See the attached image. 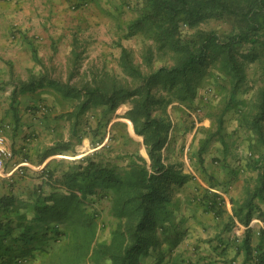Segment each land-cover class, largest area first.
<instances>
[{
    "label": "trees",
    "instance_id": "obj_1",
    "mask_svg": "<svg viewBox=\"0 0 264 264\" xmlns=\"http://www.w3.org/2000/svg\"><path fill=\"white\" fill-rule=\"evenodd\" d=\"M137 2L139 15L128 23L125 36L140 34L151 41L145 44L143 52L149 69L145 71L135 61L132 51L123 47L120 57L122 74L91 70L93 76L90 80L73 87V98L76 100L70 113V118L75 119L73 133L82 129L79 128L82 116L92 110V106L104 105L97 125H89V130H93L94 150L71 166L67 173L73 181L71 190L52 206L50 219L47 216L44 224L36 226L38 231L28 226L16 239L5 243V246L0 245L5 254L0 255V264L27 262L36 250L43 247L42 244L51 240L52 233L56 236L61 226H86L87 230L90 228L87 233L90 241L94 239L93 227L98 226L99 214L95 207L87 211L85 206L87 201H91L92 206L98 197L103 199L108 196L109 201L115 204L112 215L114 226L119 227L115 237L120 240L118 250L105 244L98 247L95 251L99 252V256L109 257L114 264H143L142 254L149 255L152 248L159 253L160 247L156 243L160 240L156 236L159 229L164 234L175 233L174 239L170 240H178V226L165 224L169 220L167 203L170 187L175 181L193 179V175L181 166L165 162L164 148L174 126L168 106L178 101V109L183 108L181 105L196 107L197 86L201 84L203 66L209 61L214 63V69L224 79L225 87H229L230 96L224 105L226 110L221 112L220 123L225 111L235 109L240 103L242 108L237 107V112L241 113L240 120L247 125L248 137L259 145V158L254 159L260 172L247 204L248 227L241 241L243 248L251 253L252 227L249 220L255 217L264 221V0ZM212 21L217 26H204ZM75 47L73 54L77 57L78 47ZM249 68L254 70L255 78H249ZM251 80L258 84L257 89L246 98L236 99L240 89L246 93L249 91ZM126 102L131 104V108L123 117L130 119L136 132L143 136L151 159L150 166L139 150L122 158L114 156L116 147L112 141L119 135L111 132L107 136L110 114ZM125 125L122 121L115 122L111 131ZM239 129L242 128L238 127L236 133ZM218 135L226 147L220 125L216 131L204 133L197 151L191 149L190 160L196 169H199V162H204V152ZM119 139L128 143L131 136L126 133ZM80 141L81 138H78ZM24 175L17 173L12 180ZM216 186L206 188L202 196L206 209L210 211L222 201V196L211 190ZM72 188L81 190L82 195L79 196ZM221 188L229 191L225 186ZM104 190L108 194L110 190L117 193L110 197ZM47 219L53 224L45 223ZM260 237L264 240V229ZM174 249L175 246L170 248L171 251ZM177 256L170 264H196ZM249 259V264H264V257L260 255ZM151 264H163V261L158 258Z\"/></svg>",
    "mask_w": 264,
    "mask_h": 264
},
{
    "label": "crops",
    "instance_id": "obj_2",
    "mask_svg": "<svg viewBox=\"0 0 264 264\" xmlns=\"http://www.w3.org/2000/svg\"><path fill=\"white\" fill-rule=\"evenodd\" d=\"M71 6L67 0H0V130L4 129L7 143L14 151V157L0 173L2 246L16 239L28 226H32L33 231L39 230L36 226L44 224L47 216L49 218L55 202L71 190L73 181L67 177L71 166L92 150L89 137H85L80 145L75 144L69 119L72 109L66 106L72 100L74 82L80 80L79 77L75 78L78 70H58L62 65H68L72 53V46L68 43L74 40L72 31L68 29L74 27L75 23L81 25L85 21L71 17ZM84 23L89 25L87 20ZM81 71L87 73L83 81L91 79V70ZM41 106L46 108L41 110ZM120 107L122 111H116L121 115L114 120L126 125L123 128L115 127L112 132L115 134L120 130V134H126L127 130L131 139L128 143L121 141L115 145V158L139 150L150 166L148 149L144 142L139 143L143 136L136 132L130 119L123 117L131 104L122 103ZM178 139V130L172 129L170 140L164 148V159L166 163L183 167L184 160L180 156L184 151L178 145ZM211 146L204 152V162L198 163L201 177L206 178L208 185L196 184L192 199L181 193L188 187L187 181H175L170 187L167 203L169 220L165 224L181 226L177 233L178 240H156L160 254L152 248L151 253L145 256L146 261L153 263L161 258L163 264H170L178 255L180 259L196 264H249V257H264V240L260 237L264 225L261 227L253 223L257 218L249 220L252 227L251 253L241 244L248 227L247 204L260 172V168L255 167V159L260 155L259 145H251L252 150L244 159L241 157L245 155L237 145L229 147L228 144L217 154L212 153L210 159L207 156ZM253 153L255 156L251 159ZM16 164H21L25 170L22 175H25L12 180L17 174L11 173ZM219 164L225 165L223 170H215ZM214 184L217 186L212 189L220 191L225 186L229 191L217 208L210 211L206 209L202 196L205 189ZM72 189L79 196L82 195L81 190ZM116 193L110 190V197ZM85 207L87 211L97 209V225L101 226L105 221L104 216L113 214L115 204L107 196L103 199L98 197L92 206L91 201H87ZM191 220V226L201 227L197 230L199 236L184 239V231H187ZM47 222L53 224L48 219ZM172 246H175L173 251L170 250ZM0 255H5L1 247Z\"/></svg>",
    "mask_w": 264,
    "mask_h": 264
},
{
    "label": "rangeland",
    "instance_id": "obj_3",
    "mask_svg": "<svg viewBox=\"0 0 264 264\" xmlns=\"http://www.w3.org/2000/svg\"><path fill=\"white\" fill-rule=\"evenodd\" d=\"M50 1V0H49ZM71 4V17L74 20L84 19L89 23H80L81 25H76L69 28L68 30L72 31L73 42L68 43L72 46L71 57L68 60V65L64 67L62 65L58 70H78L76 71L75 78H80L78 81L74 82L75 86L83 82L82 79L85 78L86 72L81 70H101V71H111L114 74H122V67L120 65V57L122 48L126 47L132 51V54L135 57V61L147 71L149 68L146 65L143 57V52L145 49V44L151 42L149 39L145 38L143 35L137 34L133 36L126 37L127 25L135 17L139 15L137 1L138 0H67ZM83 4V6H81ZM206 27L217 26V23L212 21L209 24L204 25ZM65 29V28H64ZM78 50L77 57L73 54V49ZM214 63L209 61L203 66V74L201 78V84L197 86V95L198 101L196 107L189 108L186 105H181L180 107L178 101L173 102L168 106V113L170 119L173 121V129L178 130L179 143L178 145L184 151V154L180 156L184 161L183 169L185 172H189L190 166L195 169L198 174V179H188V187L182 194L185 193L189 198L192 199L193 188L197 187L196 184L208 185V181L202 176V172L199 169H196L191 162V149L193 152L197 151L201 145V140L204 138V133L208 130L216 131L217 128L221 125L223 130L225 140L229 147L236 145L239 147L240 152L245 155L241 157L242 159L246 158V155L252 150L250 148L251 144L254 147H257V142L249 138L247 131V125H243V121L240 120L241 113H238V108H242V105L238 103L235 109L228 108L225 111L222 123L221 112L225 109L224 105L227 104L229 94V87H225L226 83L223 81L219 72L214 69ZM249 78H255L254 70L249 68ZM92 77V72H89ZM249 91L246 93L243 89H240L237 93L238 100L252 95L257 85L255 81L251 80ZM73 93L75 91L73 89ZM233 99V101H237ZM76 100L75 97H72L71 102L67 103L66 106L68 109L74 108ZM241 106V107H240ZM94 108L89 109L83 116L79 123V129L77 133H72L75 138V144L80 145L85 137L93 139V130H89V125L96 126L97 122L100 120L104 105L92 106ZM123 107V105H122ZM122 107L118 108L119 112L122 111ZM245 109V108H244ZM226 110V109H225ZM121 114L115 111L110 114L111 120L108 124V127L111 131V126L115 123V118L119 117ZM71 127H74V118H70ZM86 125L84 127V122ZM244 126V127H243ZM246 126V127H245ZM241 127L242 129L236 135V129ZM88 128V129H87ZM203 130L204 132H201ZM123 132V129L122 131ZM127 133V130H125ZM120 134V130L115 132ZM116 134V135H119ZM125 137V134L121 133L116 140H113V144L117 145L122 140H118L119 137ZM197 136V137H196ZM78 138H81V141L78 142ZM219 135L215 137V141L211 146V150L208 151V158L211 159L212 153L217 154L218 150L224 148V143H222ZM144 142V138L139 139V143ZM247 146L249 147L247 151ZM129 148V145H126ZM218 147V148H217ZM252 147V146H251ZM259 147V146H258ZM264 150V148H263ZM144 152V151H143ZM219 152V151H218ZM222 153V151H220ZM239 152V151H238ZM238 154H241V153ZM228 154V152H227ZM225 154V155H227ZM242 155V156H243ZM216 156V155H215ZM255 156L250 155V158ZM219 158V157H214ZM225 167L224 164H219L218 168L215 170H223ZM209 169V168H208ZM212 170V169H211ZM203 182V183H202ZM186 196V197H187ZM105 221H102L101 226H94L95 237L94 239H89L87 233L90 231L86 229V226H61L54 236L52 233L51 240L47 243L42 244L39 250H36L35 254L28 259L27 262L22 264H114L109 257L99 256V252L95 251L101 245H109L111 247L119 248L118 243L119 239L115 237L117 234L118 226H114V217L112 214H106L104 216ZM99 220V219H98ZM101 222V221H100ZM187 227V231H184V239H195L196 235L199 236L200 232H197L201 227L200 226H191ZM121 227V226H120ZM124 227V226H122ZM181 226H178V230ZM185 227V226H184ZM188 232V234H187ZM183 233V232H182ZM175 233L164 234L160 229L156 233L160 239L170 240L174 239L176 236ZM183 235V234H182ZM152 251V250H151ZM143 264H151L149 261H146L145 255H141Z\"/></svg>",
    "mask_w": 264,
    "mask_h": 264
},
{
    "label": "built area",
    "instance_id": "obj_4",
    "mask_svg": "<svg viewBox=\"0 0 264 264\" xmlns=\"http://www.w3.org/2000/svg\"><path fill=\"white\" fill-rule=\"evenodd\" d=\"M45 108H46L45 106L40 107L41 110H44ZM7 140H8L7 135L5 134L4 129H1L0 130V173L5 170L8 161L14 157V151L8 145ZM93 150L94 148L92 146L91 152ZM189 166H190L189 173L193 175V179H198V174L195 171V169L192 167V165ZM13 172H17L18 174H23L25 173V170L23 169L21 164H16L11 173ZM211 190L217 192L220 196H222V198L223 196L226 197L228 193L227 191H223V190L220 191L215 189H211ZM253 223H258L260 224L261 227L262 225H264V221L261 220L260 218H257Z\"/></svg>",
    "mask_w": 264,
    "mask_h": 264
}]
</instances>
